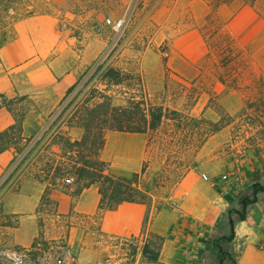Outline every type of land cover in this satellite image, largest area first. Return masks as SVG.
I'll list each match as a JSON object with an SVG mask.
<instances>
[{"label":"rangeland","instance_id":"rangeland-1","mask_svg":"<svg viewBox=\"0 0 264 264\" xmlns=\"http://www.w3.org/2000/svg\"><path fill=\"white\" fill-rule=\"evenodd\" d=\"M192 1L57 0L60 6H55L50 0H0L2 26L18 16L54 14L61 39L72 48L69 59L77 62L80 57L82 61L80 84L67 99V91L51 89L28 99L18 96L5 102L0 100V105H6L7 111L10 109L13 125L19 127L24 121V137L31 140L25 153L14 151L17 158L9 168L0 169V264H14L6 251L23 252L25 264H156L143 256L146 241L151 238L144 228L137 236L105 234L96 216L81 218V222L75 213L58 215L50 197L48 188L52 179L57 188H70L77 181L75 170L69 168L71 173L61 179L59 174L54 176V167L60 163L66 167L75 165L81 154L88 157L87 150L80 154L78 151L82 149L63 145L57 130L78 104L92 94L97 95L96 90L111 96L116 106H125L131 99H144L149 105L163 106L168 111L169 119L164 120L144 161H136L129 167L108 162L110 172L124 175L129 181L138 179L140 186L149 191L147 206L154 214L171 205L188 165L201 163L197 149L204 134L213 128L203 120L193 121L189 110L207 83L224 76L232 80L231 85L237 79L248 83L238 89L248 98L245 110L234 118L225 116L223 123H233L232 142L243 140L245 144H253L263 137L264 78L253 70L250 72L253 65L249 49L246 51L257 45L238 43L217 10L224 5L240 7V11L246 9L241 14L246 22L251 15L247 10L250 6H255L259 15L264 12V0H204L211 13L199 22L195 21ZM108 19L123 20V28L115 31ZM237 27L241 36L250 31L247 24L238 22ZM196 30L203 35L204 44L194 64V75L180 76L172 67L184 52H195L196 42L183 36ZM99 66L103 69L97 71ZM109 67L121 71L123 84L107 85L102 75ZM73 97H76L74 104L64 111ZM62 110L64 116L54 123ZM175 111L181 117L173 114ZM52 122L54 125L45 133ZM63 133L76 138L69 136L65 128ZM201 171L194 168V172ZM71 177L74 183L68 182ZM77 225L81 232L71 233ZM78 236L83 238L80 240ZM156 244L157 240L152 239L150 252H156ZM215 255L213 248L208 264H215Z\"/></svg>","mask_w":264,"mask_h":264},{"label":"crops","instance_id":"crops-1","mask_svg":"<svg viewBox=\"0 0 264 264\" xmlns=\"http://www.w3.org/2000/svg\"><path fill=\"white\" fill-rule=\"evenodd\" d=\"M50 2L60 6L57 0ZM191 3L195 21H202L211 13L204 0ZM240 10V7L224 5L219 7L217 14L238 43L257 45L246 48L253 65L250 72L253 70L255 75L264 78V12L259 15L257 8L250 6L247 9L251 12L249 21L244 22L241 14L246 9ZM57 22V17L50 13L18 16L9 20L6 26H2L0 21V39H3L0 42V100L5 102L18 96L28 99L51 89L65 93L78 82L82 61L80 57L77 62L69 59L72 48L61 39ZM238 22L249 26L246 36L239 34ZM183 38L196 42L195 52H184L172 70L180 76L192 77L194 64L204 44L203 35L196 30ZM202 73L204 75V70ZM231 82L224 76V79L207 83L189 110L191 118L218 124L225 116L234 118L243 113L248 98L238 89L248 83L243 84L242 79L235 80L232 85ZM13 124L9 111L0 105V132ZM223 125L219 131L205 134L206 139L197 149L201 163L188 165L169 207L154 214L147 204L123 203L116 210L104 214L101 232L137 236L144 228L147 234L164 238L156 264H208L207 259L213 252V239L230 232L229 208L237 209L241 194L250 191L255 183H264V135L253 144H245L243 140L232 142L233 123L224 122ZM64 128L69 136H75L76 140L81 138L80 127ZM148 139L149 134L109 131L100 157L107 163L129 167L136 161L145 160ZM14 151L0 154V169L9 168L15 162ZM196 167L202 169L201 173L194 172ZM203 174L209 180H204ZM71 189L72 186H60L50 191L57 214L75 213L80 217L79 221L92 218L101 201L98 187L91 185L77 197ZM79 227L72 228L71 233L81 232ZM237 231L241 233L234 241L238 264H264V192L249 207L246 220L236 224L235 233ZM74 238L77 241L76 235Z\"/></svg>","mask_w":264,"mask_h":264},{"label":"trees","instance_id":"trees-1","mask_svg":"<svg viewBox=\"0 0 264 264\" xmlns=\"http://www.w3.org/2000/svg\"><path fill=\"white\" fill-rule=\"evenodd\" d=\"M101 69H103V67L99 66L97 71ZM102 78L107 82L108 86L121 85L124 83V77L121 71L111 67L104 71ZM79 84L80 80L68 89L65 99L73 94ZM95 93H97V95L92 94L84 103L78 104L68 120L64 121L57 130V137L62 140L63 145L68 149H82L78 151L80 154L87 150L88 157H84L82 154L79 155L80 158L75 162V165L69 162L72 164L70 167H66L61 163L56 165V167H54V176L58 177L59 174L58 178L63 179L66 174L71 173L70 169L72 171L75 170L77 181L72 184L73 195L75 197L79 196L84 189L91 185H96L101 195V201L99 209L94 216L102 222L104 214L107 211L116 210L121 204L126 202L147 204V199L150 197L149 191L140 186L138 179L129 181L124 175L109 171L108 163L103 161L100 157L106 145L107 133L109 131H117L130 134H149L147 143V153H149L151 143H155L154 139L156 138V134H158L164 120L169 119V117L167 109L163 106L149 105L144 99L139 101L131 99L128 100L125 106H116L113 104L111 96L97 90ZM76 97H73L69 101L64 107V111L74 104ZM2 98H4V96H2ZM3 107H6V105ZM63 110L55 119L54 123L56 120L62 119V116L65 114ZM173 114L181 117L179 111H175ZM173 120L176 119L173 118ZM192 120L197 122V119L193 118ZM23 122L19 127L12 125L8 129L0 132V154L12 149L17 152L19 151V154H23L29 148L31 140L24 137ZM202 122L213 128V130H209V134L219 131L221 127L224 126L223 122L218 124H213L204 120ZM54 123L47 128L45 133ZM63 126L68 128L81 127L84 130V134L80 140H73L67 137L66 133H63ZM175 138L172 136V140H175ZM164 139L165 138L162 137L161 141H164ZM205 139L206 137L204 136V140ZM204 140L201 143H203ZM24 141H26V143ZM175 145L176 149L178 147L179 150L180 145L178 141L175 142ZM88 158H90V160ZM145 171L146 168H143L142 172L145 173ZM61 172H64V174ZM53 180L54 179H52L49 184V191L57 187ZM262 192H264V183H255L250 191L240 195L237 209H230V232L227 235H217L213 239V248L216 249L217 252V255H215V264H238L237 254L234 249V241L236 238L235 226L238 222L246 220L249 207L258 201V195ZM149 234L151 238L146 241L143 249V256L157 262L159 250L164 238L156 234ZM152 239L157 240L156 252H150Z\"/></svg>","mask_w":264,"mask_h":264},{"label":"built area","instance_id":"built-area-1","mask_svg":"<svg viewBox=\"0 0 264 264\" xmlns=\"http://www.w3.org/2000/svg\"><path fill=\"white\" fill-rule=\"evenodd\" d=\"M12 10V9H10ZM107 22L112 26V28L115 30V31H120L123 26H124V22L123 20H114V21H111L110 19L107 20ZM203 179L204 180H209V178L207 177V175H203ZM68 182L69 183H74L75 182V179L74 178H69L68 179ZM5 254L7 255V257L9 259H11L14 264H25V254L21 251H6ZM35 264H41V263H35Z\"/></svg>","mask_w":264,"mask_h":264},{"label":"clouds","instance_id":"clouds-1","mask_svg":"<svg viewBox=\"0 0 264 264\" xmlns=\"http://www.w3.org/2000/svg\"><path fill=\"white\" fill-rule=\"evenodd\" d=\"M248 231L251 232V229H249ZM236 235H237V237H240L241 236L240 231H237Z\"/></svg>","mask_w":264,"mask_h":264}]
</instances>
